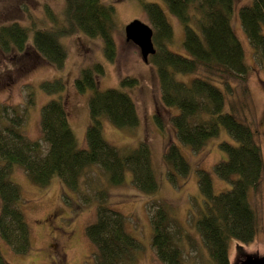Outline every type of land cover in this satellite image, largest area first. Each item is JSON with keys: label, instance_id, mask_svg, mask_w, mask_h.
<instances>
[{"label": "trees", "instance_id": "obj_1", "mask_svg": "<svg viewBox=\"0 0 264 264\" xmlns=\"http://www.w3.org/2000/svg\"><path fill=\"white\" fill-rule=\"evenodd\" d=\"M136 1L141 3L153 30L155 52L148 57V62L155 69L161 105L174 109L169 123L176 143H169L163 153L168 181L175 183L178 177H187L191 170L179 145L198 151L209 139L218 136L221 129L233 140L218 143L226 157L214 164L212 170L217 178L230 184L229 189L214 194L210 173L196 170L203 208L194 223L209 264H230V243L248 244L256 236V214L249 201L253 194L264 191L261 150L254 132L240 117V111L248 107L249 91L245 84L247 65L242 42L232 26L235 1L163 0L167 12L183 24L181 54L168 49L174 36L165 10L158 3ZM113 15V5L100 0H65L61 22L49 13L50 20L59 29L34 30L31 45L42 59L60 67L65 51L59 37L79 32L100 39L105 59L113 61L116 56ZM237 16L247 42L257 59L264 63V0H249L238 8ZM27 39V30L17 23L0 27V47L5 50L11 47L22 50ZM101 72L102 67L95 64L93 68L81 70L73 83L79 92H90V121L85 129L84 149L76 147L63 99L49 100L41 107L38 140L28 139L23 132L25 110L33 104L31 91L22 110L18 106H0V240L12 253L26 254L30 250V230L21 208V192L9 179L14 168L21 169L40 187L47 186L56 177L63 187L78 192L82 174L87 168L97 167L110 185L123 183L125 173L129 172L130 182L137 191L151 195L158 190L151 151L145 141L121 151L102 137L103 119L121 129L134 128L139 120L133 100L125 91L97 89L94 76ZM234 80L242 84L241 97L230 101L228 96L235 95L230 83ZM134 83L128 78L120 85L123 88ZM41 86L53 95L63 87L59 81ZM154 121L163 128L158 113ZM94 197L95 219L85 228L93 247V264L132 261L139 243L126 230V218L108 206L104 191H97ZM81 198L85 204L91 200L87 195L81 194ZM146 206L156 259L162 264H185L179 246L185 234L170 214L169 205L149 199ZM0 264H8L1 251Z\"/></svg>", "mask_w": 264, "mask_h": 264}, {"label": "rangeland", "instance_id": "obj_2", "mask_svg": "<svg viewBox=\"0 0 264 264\" xmlns=\"http://www.w3.org/2000/svg\"><path fill=\"white\" fill-rule=\"evenodd\" d=\"M100 1L103 4H111L114 8L112 33L116 46L115 59L113 61L105 59L100 39L79 32L71 34L64 32L65 34L61 35L58 41L65 51V58L62 65L57 67L38 55L31 45V35L36 29L51 31L59 29L50 20L49 13L61 22L65 0H0V27L17 23L28 32L24 49L11 47L5 50L0 47V106H18L22 110L28 92L31 91L33 104L27 107V111L25 110L23 132L28 139L38 140L41 107L49 100L63 99L76 147L84 149L85 129L90 121L88 110L90 92H79L73 83L81 70L99 64L102 72L94 76L97 89L125 91L133 100L139 120L136 127L121 129L103 119L102 137L121 151L133 149L140 142L145 141L151 151L158 190L151 195L137 191L130 182L129 172L125 173L123 183L110 185L106 181L104 172L97 167L87 168L82 174L78 192L63 187L56 177L52 178L47 186L40 187L33 184L21 169L14 168L9 179L21 192V208L30 230V250L26 254L12 253L0 240V251L8 264H93V247L86 237L85 228L95 219L94 195L102 190L107 195L108 206L126 218V230L139 243L138 249L132 255V261L123 264H162L156 259L151 246V226L146 206V201L149 199L167 203L170 214L183 227L185 235L181 238L179 246L183 251L185 264H209L207 251L194 226L199 211L203 208L196 170L199 168L210 173L214 194L229 189L230 184L217 178L212 170L214 164L226 157L219 149L218 143L221 141L232 143L233 140L221 129L218 136L209 139L198 151L192 152L187 146L178 144L191 170L187 177H178L175 183L168 181L163 153L169 143L176 141L169 123V116L174 113V109L164 108L161 105L154 67L149 62H143L138 47L126 41L124 36V26L135 19L151 29L152 27L141 3L136 0ZM143 1L158 3L165 10L174 36L168 49L181 54L183 24L167 12L163 0ZM234 1L232 26L242 42L244 62L247 65L245 84L249 91L248 107L245 112L240 111V117L254 132L264 163L262 136L264 63L257 59L247 42L237 16L238 8L247 4L249 0ZM128 78H132L135 83L122 88L120 82ZM54 81L62 83V90L55 95L47 94L41 85ZM230 83L235 92L234 97L228 96V100L232 101L238 96L241 97L242 84L237 80ZM156 113L161 116L163 128L158 127L154 121ZM81 194L89 196L91 200L85 204ZM249 203L256 214L257 233L248 244H239L236 241L230 243V264H236L246 253L264 254V191L253 194Z\"/></svg>", "mask_w": 264, "mask_h": 264}, {"label": "water", "instance_id": "obj_3", "mask_svg": "<svg viewBox=\"0 0 264 264\" xmlns=\"http://www.w3.org/2000/svg\"><path fill=\"white\" fill-rule=\"evenodd\" d=\"M152 34L148 25L136 19L124 26L125 40L138 47L143 62H148V57L155 52ZM236 264H264V254L246 253Z\"/></svg>", "mask_w": 264, "mask_h": 264}]
</instances>
